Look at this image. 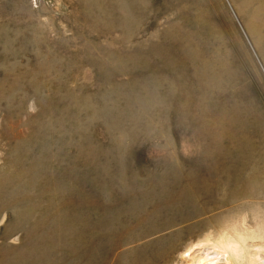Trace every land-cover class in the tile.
<instances>
[{
  "label": "rangeland",
  "instance_id": "rangeland-1",
  "mask_svg": "<svg viewBox=\"0 0 264 264\" xmlns=\"http://www.w3.org/2000/svg\"><path fill=\"white\" fill-rule=\"evenodd\" d=\"M214 253L264 264V0H0V264Z\"/></svg>",
  "mask_w": 264,
  "mask_h": 264
},
{
  "label": "bare ground",
  "instance_id": "bare-ground-1",
  "mask_svg": "<svg viewBox=\"0 0 264 264\" xmlns=\"http://www.w3.org/2000/svg\"><path fill=\"white\" fill-rule=\"evenodd\" d=\"M214 254H215L214 257L207 256L206 254H203L202 256L197 255L196 259L199 261V264H230V261L227 260L228 259L227 256L225 258L223 257L224 255L220 256L217 253Z\"/></svg>",
  "mask_w": 264,
  "mask_h": 264
}]
</instances>
